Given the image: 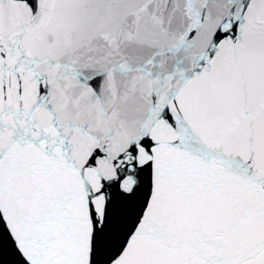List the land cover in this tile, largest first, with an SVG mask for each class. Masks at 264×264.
I'll use <instances>...</instances> for the list:
<instances>
[{
  "label": "snow or ice",
  "instance_id": "obj_1",
  "mask_svg": "<svg viewBox=\"0 0 264 264\" xmlns=\"http://www.w3.org/2000/svg\"><path fill=\"white\" fill-rule=\"evenodd\" d=\"M0 264H264V0H0Z\"/></svg>",
  "mask_w": 264,
  "mask_h": 264
}]
</instances>
